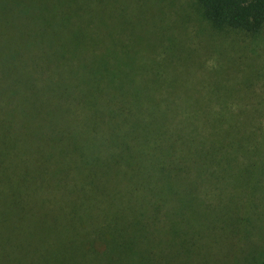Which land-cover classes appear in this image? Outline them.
I'll list each match as a JSON object with an SVG mask.
<instances>
[{"label": "trees", "instance_id": "trees-1", "mask_svg": "<svg viewBox=\"0 0 264 264\" xmlns=\"http://www.w3.org/2000/svg\"><path fill=\"white\" fill-rule=\"evenodd\" d=\"M152 2L0 0V103L10 112L8 123L0 122V236L15 233L0 250V264L27 258L33 240L21 231L83 228L97 235L87 247L140 246L154 232L165 236L153 231V220L168 218L170 201L198 197L208 182L246 196V168L232 183L227 171L246 167V145L260 140L246 138L264 135V106L219 103L213 110L201 102L200 113L196 104L181 103L178 120L163 108L128 119L144 103H176L163 89H140L137 98L120 79L128 65L123 23L134 15L157 22L155 13L142 15L153 12ZM197 2L213 26L250 35L264 30V0ZM171 20L165 21L172 32ZM17 103L45 104L26 112ZM118 103H129L125 117Z\"/></svg>", "mask_w": 264, "mask_h": 264}, {"label": "rangeland", "instance_id": "rangeland-1", "mask_svg": "<svg viewBox=\"0 0 264 264\" xmlns=\"http://www.w3.org/2000/svg\"><path fill=\"white\" fill-rule=\"evenodd\" d=\"M152 1L153 12L142 15L148 18L155 13L157 22L134 15L123 23L126 36L120 41L128 46V52L122 54L128 65L120 70V79L137 98L142 97L140 89H163L176 103H144L138 111L130 110L129 103H118L116 108L123 117L130 110L128 119L133 121L163 108L167 118L178 115V120L181 103L196 104L200 113L201 102L210 103L213 110L219 103H230V108L242 103L247 107V103L250 107L264 106L254 103L264 102V30L250 35L213 26L204 18L197 0ZM167 18L176 21L172 32L166 26ZM175 34L177 41L172 36ZM124 98L130 102L128 95ZM44 104L17 103L25 105L22 109L26 112L30 106ZM7 106L0 103L1 123L9 121ZM193 110L187 109L196 116ZM159 131L170 132L165 127ZM246 139H260L246 145V167L233 166L227 171L232 183L246 168V196L233 195L226 184L217 187L208 182L199 189L198 197L170 201V211L163 214L168 218L153 220V231L164 230L165 236L158 238L155 236L159 233L152 232L150 243L140 246L87 247L85 244L97 235L83 228L64 233L21 231L19 237L33 241L32 246L18 243L30 246L27 258L19 264H264V135ZM174 207L178 213L171 210ZM37 233L45 234L32 236ZM14 236L2 234L0 250Z\"/></svg>", "mask_w": 264, "mask_h": 264}]
</instances>
